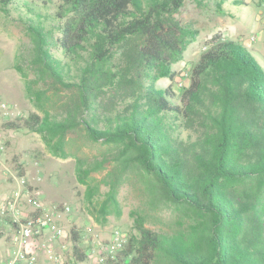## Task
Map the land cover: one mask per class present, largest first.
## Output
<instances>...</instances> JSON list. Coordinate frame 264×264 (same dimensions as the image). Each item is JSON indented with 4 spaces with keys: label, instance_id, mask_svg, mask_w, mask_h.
<instances>
[{
    "label": "trees",
    "instance_id": "obj_1",
    "mask_svg": "<svg viewBox=\"0 0 264 264\" xmlns=\"http://www.w3.org/2000/svg\"><path fill=\"white\" fill-rule=\"evenodd\" d=\"M184 1L58 0L45 14L56 25L46 29L39 18L51 0H0L3 11L15 6L36 17L26 25L31 64L75 93L78 112L66 121L31 114L0 127L39 134L61 158L75 127L93 142L126 143L133 151L125 164L146 178L151 202L184 212L168 232L137 224V236L105 264H264V70L245 46L216 34L180 95L157 87V78H171L190 34L173 18ZM91 171L76 164L89 204ZM69 233L72 264L85 262L81 232Z\"/></svg>",
    "mask_w": 264,
    "mask_h": 264
},
{
    "label": "rangeland",
    "instance_id": "obj_2",
    "mask_svg": "<svg viewBox=\"0 0 264 264\" xmlns=\"http://www.w3.org/2000/svg\"><path fill=\"white\" fill-rule=\"evenodd\" d=\"M261 1L185 0L173 18L190 34L184 39L181 57L171 64V78L159 77L155 85L170 87L176 96L180 95L189 84L192 67L209 39L216 34L221 39L245 46L264 70V9ZM57 3L58 0H51L47 9L41 10L39 19L46 29L56 25L45 14L52 13ZM35 18L15 6H9L6 11L0 9V103L5 102L10 107V119L46 114L51 120L66 121L78 113L75 111V93L52 83L30 61L32 42L26 25ZM58 36L57 32L53 33L54 38ZM251 36L254 40H250ZM52 52L61 57L59 50L53 48ZM2 122L0 119V125ZM0 138L5 146L0 160V201L15 186L14 179L7 175L9 172L24 178L26 188L45 204L73 207V214L60 220L68 229L75 226L81 233L85 231L99 240H107L118 231L125 236L124 245L128 239L137 236V224L148 230L168 232L174 220L184 214L171 204L154 205L151 202L143 182L146 178L135 163L125 164L126 160L130 161L133 151L127 149L126 143L93 142L84 135L82 127H75L65 135L63 149L66 156L61 158L49 153L37 133L0 127ZM77 163L92 170L87 185L95 193L93 204L85 199L87 186L77 180ZM37 176L41 177L40 181ZM104 208L107 213L102 216ZM1 219L5 234L0 238V255L11 234V229L4 226ZM80 264L95 262L91 258Z\"/></svg>",
    "mask_w": 264,
    "mask_h": 264
},
{
    "label": "built area",
    "instance_id": "obj_3",
    "mask_svg": "<svg viewBox=\"0 0 264 264\" xmlns=\"http://www.w3.org/2000/svg\"><path fill=\"white\" fill-rule=\"evenodd\" d=\"M264 9V0L261 1ZM250 40H254L251 36ZM11 109L5 102L0 103V119L10 120ZM4 141L0 138V160L4 156ZM15 186L10 194L0 201V218L11 229L9 242L0 255V264H72L69 229L61 223V218L71 216L73 207L66 204H45L26 188V181L7 173ZM41 180L40 176L36 178ZM1 182V179H0ZM80 246L87 260L95 264H105L114 260L121 251L125 236L118 231L109 239L99 240L81 233ZM85 261V262H86Z\"/></svg>",
    "mask_w": 264,
    "mask_h": 264
}]
</instances>
